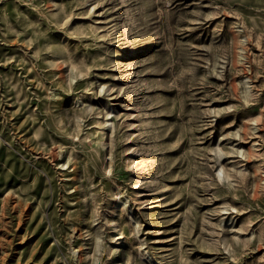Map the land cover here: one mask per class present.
<instances>
[{
	"label": "rangeland",
	"instance_id": "rangeland-1",
	"mask_svg": "<svg viewBox=\"0 0 264 264\" xmlns=\"http://www.w3.org/2000/svg\"><path fill=\"white\" fill-rule=\"evenodd\" d=\"M0 264H264V0H0Z\"/></svg>",
	"mask_w": 264,
	"mask_h": 264
},
{
	"label": "bare ground",
	"instance_id": "bare-ground-1",
	"mask_svg": "<svg viewBox=\"0 0 264 264\" xmlns=\"http://www.w3.org/2000/svg\"><path fill=\"white\" fill-rule=\"evenodd\" d=\"M96 128H97V130H96L97 133H102V132H103V129H104V128H103V126H102L101 123H98V125H97Z\"/></svg>",
	"mask_w": 264,
	"mask_h": 264
}]
</instances>
